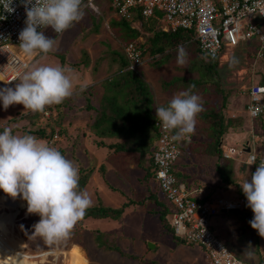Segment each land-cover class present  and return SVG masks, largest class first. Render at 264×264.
Instances as JSON below:
<instances>
[{"label": "rangeland", "instance_id": "obj_1", "mask_svg": "<svg viewBox=\"0 0 264 264\" xmlns=\"http://www.w3.org/2000/svg\"><path fill=\"white\" fill-rule=\"evenodd\" d=\"M93 3L94 6L85 1L82 4L83 18L62 34L54 33L51 28L44 29L45 35L56 40L55 50L47 54H36L24 70V72L30 71L32 67L43 65L69 68L72 71L68 74L73 77L75 85L73 94L66 98L62 105L53 104L47 106L44 112L35 113L24 110L22 104L11 105L5 110L0 101V132L10 128L13 135H32L38 141L45 142L60 151L78 170L93 167L83 189L88 193L92 205L120 207L130 200L148 196L153 189L160 192V199L171 212L174 206L171 205L169 198L161 193L162 190L158 188L154 179L150 180L151 189L146 185L142 179L145 172L137 165L133 156L114 155L113 149L95 143L101 138L90 129L95 111L88 109L87 104L91 100L92 104L98 105L104 93V82L114 76L119 69L120 64L114 61L113 52L116 50L122 52L124 42L119 36L121 32L119 28L111 25L112 20L119 18V15L114 9L107 7L111 5L110 1L94 0ZM132 25L138 28L140 26L138 22ZM191 43L182 46L185 49L191 48ZM255 47L254 44L247 47L227 45L219 58L223 95H227L228 99H235L238 108H234L233 112L244 116L245 120L243 125L227 132L222 143L225 153L231 149L230 158H232L227 160L226 164L232 166L230 171L236 183L228 185L227 190L221 189L215 192L219 173L216 166L209 161L214 162L216 157L200 152L203 148L201 144H198L200 151L195 152L191 149L190 152L181 155L176 172L184 170V165L190 164L192 160L199 165L198 169L202 174L191 182L197 189H206L202 199L208 192L213 193L207 196V203L214 212L210 221L213 222L214 215L218 216L225 212L233 216L231 221L233 225L230 224L226 230L230 236L224 237L220 230L217 233L240 259L250 264H256L257 260H261L264 264V237L259 234L256 237V230L249 224L253 212L247 206V199L242 196L243 191L240 186L245 179L251 181L252 166L243 163L247 161L249 153L259 155L264 160V117L257 120L253 117L249 119L243 109L248 98L246 88L264 81V56H258ZM174 50H176L175 54L169 55L164 65H161L163 67L158 70L149 53L145 55L139 67L129 65V68L145 79L150 86L155 98V111L157 106H166L175 94L184 91L175 90L173 87V90L171 87L164 90L162 79L172 80L176 76L199 77L197 71L192 72L187 69L193 56L187 52L186 63L181 66L177 63V47H174ZM32 56L25 54L27 60ZM84 61L89 62L83 64ZM148 71H152L153 74ZM16 83H19V79L8 87H14ZM81 85L84 87L81 88ZM0 88L4 86L0 84ZM194 91L202 101L200 91L196 89ZM223 95L219 96L221 100ZM208 96L212 99L215 95L208 94ZM205 125L206 123L197 115L194 134L184 137L200 139L201 142L202 127ZM39 129L44 130L45 136L34 133ZM104 140L107 143L117 141ZM192 146L194 147V143ZM239 168L242 176L240 179ZM189 172L192 173V169H189ZM179 179L188 183L185 175ZM220 197L231 199L230 201L245 198L246 201L240 208L227 209L219 203L217 198ZM160 209L161 207L152 201L144 206L137 204L128 206L120 220L81 219L67 239L49 244L43 237L33 234L32 226L40 217L27 212V202L20 197L13 199L0 190V213L19 212L16 221L15 215L8 213L11 215L10 223L15 222L11 226L9 243L3 242L0 237V264H210L203 250L186 243L176 250L178 253L171 259L167 250L158 242L149 239L155 243L154 248H149L146 243L147 236L158 233L160 235L163 228L157 214ZM170 212L167 216L169 222H171ZM163 232L170 234L164 228Z\"/></svg>", "mask_w": 264, "mask_h": 264}, {"label": "clouds", "instance_id": "obj_2", "mask_svg": "<svg viewBox=\"0 0 264 264\" xmlns=\"http://www.w3.org/2000/svg\"><path fill=\"white\" fill-rule=\"evenodd\" d=\"M20 4L26 13V26L19 32V45L29 56L55 50L56 40L45 35L44 29L62 34L84 15L82 0H20ZM0 5L7 13H14L17 7L13 0H0ZM259 14L264 15V8ZM177 53V63L185 65L187 52L182 45L177 46ZM71 71L43 65L18 73L19 83L0 88L3 108L22 104L24 110L35 113L62 103L75 88L68 74ZM194 87L175 94L166 106L156 107L157 120L165 130H176V139L194 134L196 117L203 111L201 97L191 91ZM255 163L253 156L248 165ZM240 186L254 214L249 224L264 237V161L252 173L251 181L245 179ZM0 190L27 202V212L40 217L32 226L33 234L49 244L67 239L92 205L88 193L80 190L79 170L72 161L32 135H13L10 128L0 132Z\"/></svg>", "mask_w": 264, "mask_h": 264}, {"label": "trees", "instance_id": "obj_3", "mask_svg": "<svg viewBox=\"0 0 264 264\" xmlns=\"http://www.w3.org/2000/svg\"><path fill=\"white\" fill-rule=\"evenodd\" d=\"M109 1L111 5L107 7L114 9L119 15V18L112 20L111 25L118 27L121 31L119 32V36L122 38L121 41L126 44H136L141 50L142 56L149 52L152 56L153 63L156 65L164 64L167 61V57L176 52L174 47L192 42L190 45L191 48L188 47L185 49L186 52H189L193 56V60L187 69L192 72L197 71L199 77L184 78L176 76L173 77L172 80L169 79L170 81L163 80L162 83L166 90H168V87H173L176 90H188L190 86L194 85L195 87L191 88V91L196 93L194 91V89H196L202 94L203 111L198 114V118L204 121L206 125L202 127L201 142L199 141L200 139L193 140L190 137H182L177 140L183 153L190 152L191 149L195 152L200 151L198 144H201L203 148L200 152L216 157L213 162V165L216 166L219 173L217 178L219 181L216 184V189L227 190V186L236 183V180L230 171L232 166L229 167V165L226 164V162H228L227 160H230L232 157L225 156V151L222 147L223 137L232 128L234 129L235 127L243 125L245 120L242 115L232 116L228 113L229 99L227 95H223L224 87L222 86L219 75L220 56L212 57L201 50L198 41L194 39L193 30L184 28L169 31L163 30L161 26L162 22L159 18L161 12L157 11L155 16H145L142 13L141 5H133L129 7V15L122 16L118 11L119 8L113 5L111 0ZM134 22L139 23V28L132 25ZM238 45L247 47L249 43L242 41L235 46ZM257 46H259V44ZM145 47H147V49ZM223 51L224 48L222 49V52ZM113 54L114 61H118L120 64L117 73L104 82V93L98 105L92 104L91 100L89 104H87L88 109L95 111L94 120L90 129L95 135L101 138L95 143L113 149L114 155L133 156L136 159L137 165L144 170L145 174L142 179L146 185L149 186L152 173H154L153 149L160 138L158 126L156 125L157 118L154 108L155 98L145 79L129 68L130 61L124 51L121 52L116 50ZM263 56L264 53L260 57ZM262 83H264V81ZM173 88L171 90H173ZM249 90L250 88H246L245 90L248 92V97ZM208 94H213L215 96L211 99ZM220 95H223L222 100L219 97ZM56 105L59 106L62 105V103ZM247 112L248 111H246V115H248L247 117L249 118L250 116ZM262 117H264V114L253 118L257 120ZM172 131L176 136V130ZM34 133L38 136H45L44 130L41 129ZM104 139H116L117 141L107 143ZM250 139L252 138L250 137ZM193 143L194 147L192 146V148L191 145ZM248 161L249 158L247 157V161H243V163L248 164ZM262 161L264 160L260 158L259 155H256V163L251 165L253 173L254 169H256L258 164ZM193 164L195 163L193 162ZM92 168L93 167L79 169V187L82 191L87 184L89 172ZM102 169H104V166ZM179 172L180 171L176 172L178 178L184 175L182 171L180 172L181 174ZM238 173L239 179L242 178L240 175V168L238 169ZM242 196L246 198L244 193ZM160 198V192H156L152 189L148 196H144L138 200H130L129 202L123 203L120 207L106 206L103 204L91 205L86 210L82 219L110 218L111 220H120L128 206L133 204L144 206L154 201L161 207L157 214L162 227L168 231L174 232L167 220V214L169 212L168 207ZM204 200H207V197L202 199V201ZM244 213L245 212H243V214ZM252 218L253 216H250V219ZM256 237H258L257 230ZM178 242L186 241L184 239H178ZM153 261L156 260L153 259ZM255 263L262 264L261 260H257Z\"/></svg>", "mask_w": 264, "mask_h": 264}, {"label": "built area", "instance_id": "obj_4", "mask_svg": "<svg viewBox=\"0 0 264 264\" xmlns=\"http://www.w3.org/2000/svg\"><path fill=\"white\" fill-rule=\"evenodd\" d=\"M85 1L94 6V0H82V4ZM112 3L122 16L129 15V7L133 5H141L145 16L161 12L163 30H193L200 49L212 57L220 56L227 45L235 46L242 41L256 45L258 56L264 53V15L259 14L264 0H112ZM13 4L17 6L14 13L5 12L0 5V16L6 17L0 19V81L7 86L18 80L17 74H22L32 60L25 58L18 39L26 26L24 7L20 0H13ZM123 51L132 67L142 63L141 51L134 43L124 44ZM249 88L247 111L250 117H257L264 114V84ZM156 125L160 138L152 154L153 175L161 193L174 206L170 223L175 235L199 245L212 264H250L237 257L221 239L210 221L214 212L207 200L202 201L180 182L174 171L183 151L172 130H165L159 120ZM225 156H231V149ZM253 156L256 158L254 153H249L248 158ZM217 199L227 209L240 208L246 201L245 198Z\"/></svg>", "mask_w": 264, "mask_h": 264}, {"label": "crops", "instance_id": "obj_5", "mask_svg": "<svg viewBox=\"0 0 264 264\" xmlns=\"http://www.w3.org/2000/svg\"><path fill=\"white\" fill-rule=\"evenodd\" d=\"M112 1V0H111ZM113 4V3H112ZM155 16V15H154ZM163 15L162 14H160V20H161V17H162ZM158 17V16H157ZM161 22H162V20H161ZM162 24V23H161ZM143 41H144V39H143ZM123 44H125L126 45V43L124 42ZM136 45V44H135ZM146 49H147V47H145ZM141 51V50H140ZM149 52H147L146 54H148ZM145 54V55H146ZM150 54V53H149ZM25 55V54H24ZM145 55L144 56H142V58L144 59L145 58ZM35 57V55H33L31 58L33 59ZM150 57H152L151 56V54H150ZM88 62L89 61H84L83 62V64H88ZM142 62H143V60H142ZM164 65V64H163ZM140 66V65H139ZM138 66V67H139ZM155 67H156V70H158L160 67H163V66H161V65H156L155 64ZM150 74H153V72L152 71H148ZM163 80H166V79H162V81H161V84H162V88L164 89V87H163ZM167 80H169V79H167ZM0 84H2L4 87H8L7 85H4L1 81H0ZM256 84H264V83H256ZM253 85H255V84H253ZM249 88V87H248ZM165 90V89H164ZM176 90V89H175ZM248 93V92H247ZM246 102L244 103V106H243V109H244V111L246 110V104H247V102L249 101V97L248 98H246V100H245ZM234 108H238V104L236 103V101H235V99H232V98H230L229 99V103H228V113H229V115H232V116H236L237 114H235L234 112H233V109ZM247 111V110H246ZM246 113V112H245ZM248 113V112H247ZM185 153V152H184ZM181 158V157H180ZM180 160V159H179ZM179 162V161H178ZM210 162H212V160H210L209 161V163ZM213 163V162H212ZM178 164L179 163H176V166H175V171H174V173L176 174V170H177V167H178ZM198 164H193V160H192V163L190 162V164H186V165H184V170H182V173L185 175V177H187V182L188 183H186V182H183V180L181 181L180 180V182H182V183H184V185L186 186V187H188V189L189 190H191V191H194V195L196 196V197H198L199 199H201L202 200V195H203V193L204 192H206V189L204 190L203 188H196V187H193V181H195L196 180V178H199V176H200V174H202L201 173V170L199 171V165L197 166ZM208 165H210V164H207V166ZM197 167V168H196ZM155 169V168H154ZM153 169V170H154ZM189 169H192V173H190L189 172ZM200 169H201V166H200ZM152 179H154V175H153V173H152ZM192 181V182H191ZM209 191H210V189H208ZM217 190H220V189H215V192L217 191ZM209 194H213V193H209L208 192V194H207V196L209 195ZM207 196H205V197H207ZM204 197V198H205ZM20 208V207H19ZM127 210V209H126ZM170 212V211H169ZM169 212H168V214H169ZM228 213L229 212H225V213H222V214H220V215H218V216H216V215H214V217H213V225H214V228L216 229V231L218 232V230H220V232H221V234L224 236V237H226V236H230V235H228L229 233H227V228H229V226H230V224H232V218H233V216L232 215H228ZM168 214H167V216H168ZM124 215H125V213H124ZM16 221V220H15ZM15 221H13V223L15 222ZM169 222V221H168ZM228 222H229V224H228ZM12 222H11V226H12V224H13ZM169 224H170V226H171V223L169 222ZM233 225V224H232ZM165 229V228H164ZM171 229H173L172 228V226H171ZM174 231V230H173ZM170 232V234L168 233V234H166V233H164L163 232V228H161V233H160V235H159V233L158 234H150V235H152V236H147V240H146V243L148 242V241H151V240H153V241H155V243L156 242H158V244L161 246V247H164L166 250H167V253H168V255H169V257H170V259L172 258V257H174V256H176V254L178 253L176 250L179 248V247H181V246H184V243H186V244H188V245H192V246H195V247H197V248H200L201 250H203L199 245H197V244H192V243H190V242H187L186 240V242H178V239H181V238H179L178 237V239H177V237H175L176 235H175V233L174 232H172V231H169ZM225 232V233H224ZM170 235H172V237L170 236ZM175 235V236H174ZM149 239H151V240H149ZM152 242V241H151ZM148 245V244H147ZM150 248V247H149ZM152 249V248H151ZM203 252L206 254V256H207V253H206V251L205 250H203ZM207 258H208V256H207ZM147 259H151V258H147ZM209 259V258H208ZM210 261V260H209ZM156 263V262H155ZM80 264H83V263H80ZM84 264H87V263H84ZM186 264H189V263H186ZM210 264H212L211 262H210Z\"/></svg>", "mask_w": 264, "mask_h": 264}, {"label": "bare ground", "instance_id": "obj_6", "mask_svg": "<svg viewBox=\"0 0 264 264\" xmlns=\"http://www.w3.org/2000/svg\"><path fill=\"white\" fill-rule=\"evenodd\" d=\"M4 212V211H3ZM0 213V237L3 242H8L10 240V230H11V215L8 213H13L15 215V220L18 215V211H7V213ZM9 243V242H8Z\"/></svg>", "mask_w": 264, "mask_h": 264}, {"label": "water", "instance_id": "obj_7", "mask_svg": "<svg viewBox=\"0 0 264 264\" xmlns=\"http://www.w3.org/2000/svg\"><path fill=\"white\" fill-rule=\"evenodd\" d=\"M147 244H148V246L150 248H154L155 247V243L154 242L148 241Z\"/></svg>", "mask_w": 264, "mask_h": 264}]
</instances>
